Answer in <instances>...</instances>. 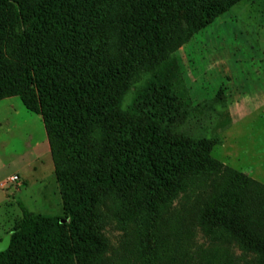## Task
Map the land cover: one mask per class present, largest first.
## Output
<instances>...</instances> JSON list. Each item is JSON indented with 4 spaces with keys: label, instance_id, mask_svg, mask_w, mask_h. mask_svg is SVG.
<instances>
[{
    "label": "trees",
    "instance_id": "16d2710c",
    "mask_svg": "<svg viewBox=\"0 0 264 264\" xmlns=\"http://www.w3.org/2000/svg\"><path fill=\"white\" fill-rule=\"evenodd\" d=\"M158 2L134 5L141 23L136 33L149 35L155 46ZM105 3L0 0V101L19 97L42 117L69 216L80 213L81 224L94 229L72 252L60 217L20 204L22 221L0 264H264V184L209 156L179 170L178 155L161 153L159 141L186 112L170 90L169 72L157 66L148 90L123 106L126 91L112 88L127 73L98 44ZM183 9L202 21L219 11L207 0H185ZM175 51L171 44L169 54ZM221 144L214 136L188 147L209 152ZM142 160L151 182L147 197L134 181ZM167 175L175 181L163 199L156 184ZM109 227L135 233L117 258L109 256Z\"/></svg>",
    "mask_w": 264,
    "mask_h": 264
},
{
    "label": "rangeland",
    "instance_id": "374dc122",
    "mask_svg": "<svg viewBox=\"0 0 264 264\" xmlns=\"http://www.w3.org/2000/svg\"><path fill=\"white\" fill-rule=\"evenodd\" d=\"M207 1L219 11L202 21L186 13L185 0H159L155 46L149 35L136 33L141 24L135 19L136 0H106L98 44L114 54L109 61L112 66L127 73L112 90L126 91L123 106L127 108L139 92L148 90L151 68L169 72L170 90L186 114L168 133L170 137L159 141L161 153L167 152L169 158L178 155L182 160L179 170H184V163L209 156L264 184V0ZM171 44L176 51L169 54ZM145 122L142 119L140 128ZM214 136L222 144L209 152L188 147L192 141ZM144 141L145 135L142 146L146 149ZM13 175L20 176L21 185L6 187ZM134 181L147 197L151 182L144 160ZM174 181L169 175L158 180L163 199ZM20 204L45 218L60 217L72 252L80 251L82 238L94 231L81 224L80 213L69 216L42 117L27 110L19 97H12L0 101V240L20 225ZM105 235L112 244L109 256L113 258L135 237L133 230L114 227ZM197 241L204 242L200 234Z\"/></svg>",
    "mask_w": 264,
    "mask_h": 264
},
{
    "label": "water",
    "instance_id": "95a60500",
    "mask_svg": "<svg viewBox=\"0 0 264 264\" xmlns=\"http://www.w3.org/2000/svg\"><path fill=\"white\" fill-rule=\"evenodd\" d=\"M11 245V235H8L3 240H0V254L7 251Z\"/></svg>",
    "mask_w": 264,
    "mask_h": 264
},
{
    "label": "built area",
    "instance_id": "2783aa9c",
    "mask_svg": "<svg viewBox=\"0 0 264 264\" xmlns=\"http://www.w3.org/2000/svg\"><path fill=\"white\" fill-rule=\"evenodd\" d=\"M21 183H22V180H21L20 176L13 175L5 182V186L8 187V186L13 185V184H17L20 186Z\"/></svg>",
    "mask_w": 264,
    "mask_h": 264
},
{
    "label": "bare ground",
    "instance_id": "6f19581e",
    "mask_svg": "<svg viewBox=\"0 0 264 264\" xmlns=\"http://www.w3.org/2000/svg\"><path fill=\"white\" fill-rule=\"evenodd\" d=\"M243 133V132H242Z\"/></svg>",
    "mask_w": 264,
    "mask_h": 264
}]
</instances>
